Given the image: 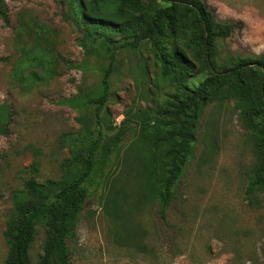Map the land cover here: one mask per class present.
<instances>
[{"label":"rangeland","instance_id":"374dc122","mask_svg":"<svg viewBox=\"0 0 264 264\" xmlns=\"http://www.w3.org/2000/svg\"><path fill=\"white\" fill-rule=\"evenodd\" d=\"M1 2L7 17L0 15V120L7 131L0 134V264L9 252L7 221L27 179L74 178L90 130L102 129L111 143L109 137L127 127L119 149L88 183L90 196L69 241L71 264L264 263V193L249 197L246 191L258 153L232 100L205 107L163 217L153 180L169 169L171 143L161 139L174 127L168 110L186 93L175 77L161 73L153 46L144 41L119 51L100 123L95 105L83 98L99 94L107 46L120 42L121 34L90 30L80 17V0ZM142 2L152 13L167 5ZM205 2L218 20L239 22L231 36L217 40L219 62L264 52V0ZM118 4L104 0L102 9L111 13ZM183 28L181 46L193 32L189 24ZM206 76L194 72L185 83L196 88ZM45 236L39 225L34 264Z\"/></svg>","mask_w":264,"mask_h":264},{"label":"trees","instance_id":"16d2710c","mask_svg":"<svg viewBox=\"0 0 264 264\" xmlns=\"http://www.w3.org/2000/svg\"><path fill=\"white\" fill-rule=\"evenodd\" d=\"M1 1L0 15L7 17ZM103 2L80 0L79 3L80 17L90 30L113 29L122 36L120 42L107 46L108 63L103 68L99 94L83 98L86 105H95L98 121L102 122L101 113L111 94V77L118 66L119 51L136 49L144 41L153 46L161 73L175 77L186 93L168 110L174 127L161 139V143H171L166 153L167 174L156 175L153 180L162 216L165 217V210L174 198L172 188L184 172L187 152L197 140L199 118L214 100H232L239 111L258 153V163L251 168L246 191L249 197L264 193V52L255 57L230 55L228 60H217V40L231 36L239 22L218 20L205 0H162L166 7L153 13L142 0H119L111 13L102 9ZM187 24L193 27V32L184 37L185 46H181L179 33L182 29L185 32L183 27ZM194 72H205L207 76L199 86L191 88L185 82ZM128 130L121 128L111 135V143H107L102 129L90 130L86 155L76 158L75 166L80 162V170L74 178L66 174L61 180L39 181L35 176L27 179L25 188L15 197L16 213L7 221L5 236L9 252L2 264H34L31 248L39 225L46 227V236L38 264H71L73 251L69 241L75 239L80 214L90 196L88 183L95 170L102 168L119 149ZM6 131V124L0 120V134ZM39 164L38 160L32 163L35 172ZM67 169L71 170L70 164Z\"/></svg>","mask_w":264,"mask_h":264}]
</instances>
